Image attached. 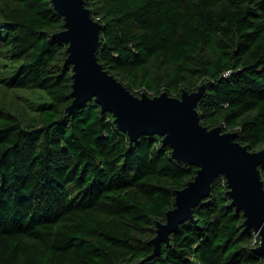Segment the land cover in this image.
Here are the masks:
<instances>
[{
    "label": "trees",
    "instance_id": "1",
    "mask_svg": "<svg viewBox=\"0 0 264 264\" xmlns=\"http://www.w3.org/2000/svg\"><path fill=\"white\" fill-rule=\"evenodd\" d=\"M84 1L103 68L136 95L200 90L203 125L263 151L264 187V0ZM64 23L53 0H0V61L15 65L0 83L45 97L21 115L0 103V264H261L223 173L154 252L198 166L160 133L131 140L94 97L69 111Z\"/></svg>",
    "mask_w": 264,
    "mask_h": 264
},
{
    "label": "water",
    "instance_id": "2",
    "mask_svg": "<svg viewBox=\"0 0 264 264\" xmlns=\"http://www.w3.org/2000/svg\"><path fill=\"white\" fill-rule=\"evenodd\" d=\"M53 2L65 19V28L57 36L69 42L65 61L73 69L74 99L69 111L94 97L103 110H113L119 127L131 140L143 132L160 133L175 157L198 166L194 178L175 190V206L166 211V220L157 222L154 252L162 239L169 240L178 222L191 215L192 207L209 194L215 176L223 173L231 203L243 211L244 223L259 234L254 249L264 256V187L258 167L263 151H252L235 140V131L203 125L196 108L200 90H183L181 97L166 91L153 96L145 91L140 95L131 92L98 61L99 22L91 16L85 1Z\"/></svg>",
    "mask_w": 264,
    "mask_h": 264
},
{
    "label": "rangeland",
    "instance_id": "3",
    "mask_svg": "<svg viewBox=\"0 0 264 264\" xmlns=\"http://www.w3.org/2000/svg\"><path fill=\"white\" fill-rule=\"evenodd\" d=\"M14 68L15 65H8L0 61V79L12 72ZM43 100H45V97L43 93L38 90L10 89L3 87L0 83V103L11 106L20 115L24 113V111L29 113L34 112L36 105Z\"/></svg>",
    "mask_w": 264,
    "mask_h": 264
},
{
    "label": "built area",
    "instance_id": "4",
    "mask_svg": "<svg viewBox=\"0 0 264 264\" xmlns=\"http://www.w3.org/2000/svg\"><path fill=\"white\" fill-rule=\"evenodd\" d=\"M258 233L257 232H255V236L257 235Z\"/></svg>",
    "mask_w": 264,
    "mask_h": 264
}]
</instances>
